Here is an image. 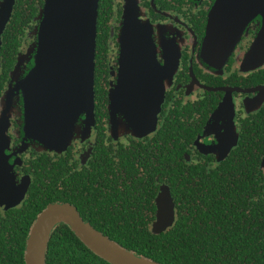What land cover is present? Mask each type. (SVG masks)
<instances>
[{
	"label": "flooded vegetation",
	"instance_id": "flooded-vegetation-1",
	"mask_svg": "<svg viewBox=\"0 0 264 264\" xmlns=\"http://www.w3.org/2000/svg\"><path fill=\"white\" fill-rule=\"evenodd\" d=\"M216 2L99 1L94 85L99 77L107 91V101L101 108L95 93L92 113H81L71 143L59 151L47 148L39 140L24 139V101L19 92L14 98L18 116L11 117L10 146L5 153L11 156L15 190L19 192L27 183V191L10 209L26 208L29 197L34 195L46 204L37 213V219L49 204L55 203L50 202L55 189L64 188L66 198L76 199L79 205L71 201L56 202L72 204L82 217L79 207L87 216L101 222L126 221L133 218L130 208L135 204L130 201L146 204L149 212L151 199L156 207L155 221L159 192L163 185L170 188L172 179L197 189L200 184L197 173L214 169L227 172L225 160L238 155L242 157L241 167L245 166L247 157H264L260 150L264 143V62L255 68L243 63L261 32L264 17L261 14L248 17L226 64L215 68L203 58L201 51L209 15ZM128 20L151 30L158 66L163 68L165 76V95L156 128L148 133L121 128L131 124L130 120L109 99L122 74L121 36ZM33 31L29 32L31 39L25 50L37 42ZM21 54L0 93V117L6 108L11 74ZM30 64H23L26 74ZM1 67L0 64V73ZM232 118V134L236 131L239 138L226 158L219 160L220 146L224 152L230 144L229 140H222L233 137L227 133ZM183 179H186L184 183ZM175 208L178 215L176 205ZM0 211L7 209L0 205Z\"/></svg>",
	"mask_w": 264,
	"mask_h": 264
},
{
	"label": "water",
	"instance_id": "water-1",
	"mask_svg": "<svg viewBox=\"0 0 264 264\" xmlns=\"http://www.w3.org/2000/svg\"><path fill=\"white\" fill-rule=\"evenodd\" d=\"M17 1L0 0V52ZM99 1L45 0L38 17L39 25L33 31L37 42L29 47L24 57L21 54L11 74L6 108L0 117V205L7 210L15 207L27 191V183L19 192L15 190L13 167L10 168L9 163L11 156L5 153L10 146L11 117L18 116L14 98L19 92L24 101V139L39 140L47 148L59 151L71 143L81 113L90 114L94 109ZM251 14L264 17V0H217L209 15L201 51L209 65L219 68L226 64ZM121 42L122 74L117 88L111 92L110 101L127 121L130 120L131 124L121 128L132 130L128 132H152L165 95V76L163 68L158 66L151 30L128 20ZM26 62H31L27 74L23 72ZM262 62L264 24L243 63L255 68ZM91 117L94 122V116ZM232 120L227 127V133L231 135ZM238 138L235 131L233 137L222 140H229L230 144L224 152L220 146L219 160L226 158ZM176 219L171 190L168 185H163L157 197L153 232L167 231ZM62 223L69 226L91 251L111 264H163L125 248L85 221L75 206L60 202L49 204L34 221L26 244V264H47L50 239Z\"/></svg>",
	"mask_w": 264,
	"mask_h": 264
},
{
	"label": "trees",
	"instance_id": "trees-1",
	"mask_svg": "<svg viewBox=\"0 0 264 264\" xmlns=\"http://www.w3.org/2000/svg\"><path fill=\"white\" fill-rule=\"evenodd\" d=\"M44 4L45 0H18L16 3L3 35L0 93L5 89V82L10 80L28 33L39 25L38 17ZM98 39L97 36V42ZM95 93L97 103L103 108L107 91L99 77ZM260 150L264 154V143ZM263 158L258 155L247 157L245 166L241 167L242 157L238 155L225 160L227 172L214 169L209 173H197L200 177L197 189L192 184L185 187L172 179L170 190L178 215L174 225L160 234L152 230L156 207L151 199L149 212L146 204L138 203L139 200L130 201L135 204L130 208L133 218L126 221L101 222L87 216L81 207L79 209L84 220L97 230L138 255L163 264H264ZM168 165H171L170 157ZM51 201H71L79 205L76 199L66 198L64 188L55 189ZM45 205L32 195L26 208L0 211V264H26L29 232L37 213ZM47 264L111 263L91 251L69 226L62 223L50 239Z\"/></svg>",
	"mask_w": 264,
	"mask_h": 264
},
{
	"label": "rangeland",
	"instance_id": "rangeland-1",
	"mask_svg": "<svg viewBox=\"0 0 264 264\" xmlns=\"http://www.w3.org/2000/svg\"><path fill=\"white\" fill-rule=\"evenodd\" d=\"M30 39H31V35L28 33V37L26 38V40H25V44H24V50L26 49V47H28V44L30 43ZM24 50H23V56L22 57H24V54H27V52H28V50H25V52H24Z\"/></svg>",
	"mask_w": 264,
	"mask_h": 264
}]
</instances>
